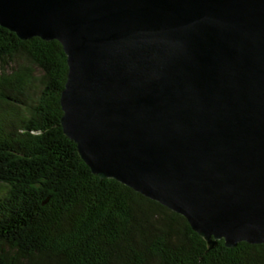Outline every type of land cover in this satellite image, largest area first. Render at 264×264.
<instances>
[{
	"label": "water",
	"instance_id": "1",
	"mask_svg": "<svg viewBox=\"0 0 264 264\" xmlns=\"http://www.w3.org/2000/svg\"><path fill=\"white\" fill-rule=\"evenodd\" d=\"M0 25L62 44L61 124L95 175L210 247L264 243V0H0Z\"/></svg>",
	"mask_w": 264,
	"mask_h": 264
},
{
	"label": "trees",
	"instance_id": "2",
	"mask_svg": "<svg viewBox=\"0 0 264 264\" xmlns=\"http://www.w3.org/2000/svg\"><path fill=\"white\" fill-rule=\"evenodd\" d=\"M67 55L0 25V264H264V243L214 247L186 217L95 175L65 135Z\"/></svg>",
	"mask_w": 264,
	"mask_h": 264
}]
</instances>
